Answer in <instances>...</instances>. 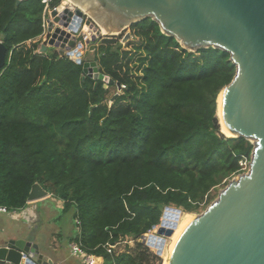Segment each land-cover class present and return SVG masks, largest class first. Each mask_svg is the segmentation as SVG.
<instances>
[{
	"label": "trees",
	"instance_id": "obj_1",
	"mask_svg": "<svg viewBox=\"0 0 264 264\" xmlns=\"http://www.w3.org/2000/svg\"><path fill=\"white\" fill-rule=\"evenodd\" d=\"M16 2L0 0L7 48L0 70V205L25 208L37 182L62 202V213L72 210L73 223L78 218L80 231L74 223L68 241L102 264H162L138 239L167 206L193 214L209 204L211 190L250 159L251 142L223 136L216 117L218 95L235 72L228 53L208 47L195 56L145 18L131 26L134 43L126 42L143 54L141 75H133L120 44L106 45L96 58L101 73L125 86L108 103L104 82L82 77L81 64L25 46L42 34L44 5ZM126 236L133 248L106 251Z\"/></svg>",
	"mask_w": 264,
	"mask_h": 264
},
{
	"label": "water",
	"instance_id": "obj_2",
	"mask_svg": "<svg viewBox=\"0 0 264 264\" xmlns=\"http://www.w3.org/2000/svg\"><path fill=\"white\" fill-rule=\"evenodd\" d=\"M71 1L77 6L73 11L67 8L60 14L51 11L48 30L52 28L53 32L48 45L55 48L59 57L75 52V63L81 64L82 77L121 87L99 71L96 60L80 58L82 46L73 33L84 13L106 34L121 33L150 18L162 34L173 37L189 52L212 47L228 53L235 72L219 95L221 117L230 136L220 133L251 142L248 169L229 180L184 228L167 264H264V0ZM99 34L96 31L91 36L89 51L95 50ZM129 37L126 32L121 42ZM117 42L118 37L107 36L98 41L103 45ZM45 50L42 45L41 51ZM6 55L7 48L0 41V70L5 66ZM48 195L35 182L27 202ZM171 211L182 212L180 208L165 207L156 234L146 233L139 238L141 243L153 247L158 256L163 251L164 237L172 235L175 228L174 222L165 221ZM152 238L157 240L154 242ZM0 263L54 264L40 251L37 242L29 238L9 239L0 246Z\"/></svg>",
	"mask_w": 264,
	"mask_h": 264
},
{
	"label": "rangeland",
	"instance_id": "obj_3",
	"mask_svg": "<svg viewBox=\"0 0 264 264\" xmlns=\"http://www.w3.org/2000/svg\"><path fill=\"white\" fill-rule=\"evenodd\" d=\"M125 30H126V32H129V33L132 31L131 27L128 29H125ZM125 33H121L118 38L122 39ZM43 38H44V34L26 42L25 46L27 48L34 47V52L38 53V54H44V52L46 54H53L56 51L55 48L48 46L47 45L48 43L45 42L43 40ZM127 41H129L133 44L135 41V38H133L131 36L123 42H117L115 45L120 44V46L122 48L121 51L124 53V55H126L127 57H130L133 75L134 76L141 75V69L143 67L141 60H143V58H144L143 54L133 52L132 51L133 49L131 48V46H127V43H126ZM42 45L46 46V50L44 52L41 51ZM105 47H107V46L103 45V44H101V45L98 44L95 47L94 51L84 52L83 60H96L97 56L100 54V50L105 48ZM123 48H128V49H127V51H124ZM194 55L196 56L197 53H194ZM134 61L136 63H133ZM104 87L106 88V90L108 92L107 93V99H109V98L112 99L115 96L122 93L121 87L117 88L115 85H107L106 83H104ZM111 99H109L108 103L112 102ZM243 162H246V164L244 166L245 169L242 172H246L248 169L249 160H247V161L244 160V161H242V163ZM242 172H240V173H242ZM237 174H239V173H237ZM237 174L231 175L229 178L225 179L218 186H216L214 189L211 190L210 196H212V200L215 199L218 191L220 189H222L227 184V182L229 180H231L233 177H236ZM35 203H36V206L38 207L35 215L41 216V218L40 217L36 218L38 221H39V218L41 219L40 223L39 222L37 223V220L34 222L35 224L33 223L34 226L37 225V230L34 229L33 225L29 228L27 227L28 226L27 225L26 226L28 229L27 230L24 227L25 225L23 224V222L22 223L20 222L19 225H17L16 222L13 223V225H15L14 229H19L21 231L20 234L22 236H24L25 238L33 237L32 239L35 242H37V244L39 245V249L42 252L50 251L54 254H58L59 256L66 257L65 261L63 260L65 263L67 262L66 260L69 259L72 261L73 264H77V260L70 255L69 249H68V243L70 242V241H68L69 235H75L76 230L78 232V228L76 230L74 228V223H73V219H72V215H73L72 210L68 211L66 213H62L61 208L58 206L56 198H53V197L50 199L48 197L45 199H41V200L39 199L38 201L36 200ZM207 205H208L207 203L202 204L196 210V212L193 213V215L201 213ZM27 207H29V205ZM27 207L23 208L24 209L23 211L26 212V213H23V215L25 217H27L28 213H29L30 218L28 217L29 218L28 221H31V218H32V216L30 215L31 210H29ZM26 208L28 209V211H26ZM182 213H186V212L182 211ZM29 225H31V224H29ZM157 227H158V225L153 227L147 233L148 234H152V233L156 234ZM26 233H31L30 234L31 236L29 234H26ZM170 236L164 237V239H165L164 245L165 246L163 248L162 254L160 255L162 263H163V259H164L163 255H164V252L166 250V246L170 242V240H169ZM129 239H131V238L128 237V240ZM45 241H46V243H45ZM138 241L140 242V239H138ZM133 244L135 246V241L133 242ZM142 244L146 249H148V251L153 252L155 254V249L153 247H150V246L146 245L145 243H142ZM125 246L127 248V246H129V245L121 243V244L116 246V250L117 251L123 250ZM133 247H131V248H133ZM151 264H156V263L154 262Z\"/></svg>",
	"mask_w": 264,
	"mask_h": 264
},
{
	"label": "built area",
	"instance_id": "obj_4",
	"mask_svg": "<svg viewBox=\"0 0 264 264\" xmlns=\"http://www.w3.org/2000/svg\"><path fill=\"white\" fill-rule=\"evenodd\" d=\"M53 1L54 0H41V3L44 5L43 11H42V18H41V26H42V30H43L42 34H44L43 40L47 43L50 39L51 33L53 32L52 28L50 30H48L49 23L52 21L51 11L55 10L58 14L61 13L59 8H60L62 1L60 0L59 4L52 6L51 3ZM75 8H77V6H74V8L71 9V11H73ZM88 19L90 20V22L87 24V23H85V21ZM96 31H99V33H100L99 36H96V39H97V41L95 42L96 46L99 44L98 41H99L100 37H102V36L119 37V35L121 33L126 32V30H124L121 33L117 32L116 34H113V35L106 34L103 32L102 28L100 27V25L98 23H96L93 19H90L89 16L84 13L77 31L75 33H73V35H75L76 39L78 40L77 42L81 43V46H82V48L80 49V51H81L80 58H83L84 52L89 51V47L91 44V42H89V40H90L92 35H95ZM130 35H131V32H130ZM118 40H119V42H121V39L118 38ZM70 50H73V49H70ZM66 56L74 62L77 60V57L75 56V52H73L72 54H67ZM120 86H121V89H124V87H125L123 84H120ZM245 164H246V162H243V163L240 162L242 171L245 169V167H244ZM0 212H7L6 207L0 205ZM74 223H75V228L76 229L78 228V232H79L80 231V223H79L78 218L74 219ZM133 242H134V240L132 238L128 240V237L126 236V237L119 239L113 245H110V244L105 245V249L110 254L117 253V252L124 251L126 249H130L131 247H133L134 246ZM121 243L122 244H128L129 246H127V248L125 246L123 250L117 251L116 246L121 244ZM68 249H69L70 255L72 257L77 258L80 264H102V258L101 257H98L92 253L85 251L79 242L70 241L68 243ZM23 258L25 259V256ZM98 259H100V261H98Z\"/></svg>",
	"mask_w": 264,
	"mask_h": 264
},
{
	"label": "crops",
	"instance_id": "obj_5",
	"mask_svg": "<svg viewBox=\"0 0 264 264\" xmlns=\"http://www.w3.org/2000/svg\"><path fill=\"white\" fill-rule=\"evenodd\" d=\"M47 197L49 199L52 198L50 195L47 196ZM47 197H44L42 199H45ZM56 200H57L58 206L60 208H62V202L60 200H58V199H56ZM28 205H29V207H27ZM28 205L26 207L29 210H31L30 211V213H31L30 215L32 216L31 221H28V219L30 218L29 217V213H28V216L27 217H25L23 215V213H26L25 211H23L24 209H19V210H15V211L0 212V246H2L3 244H5L7 242V240H9V239L25 238L24 236H22L20 234L21 231L19 229H14V226L15 225H13V223L16 222V224L19 225L20 222L21 223L23 222V224L25 225L24 227L27 229V227L29 228V227H31L33 225V223L37 220L36 218H38V217L41 218V216L35 215L36 214V210L38 209V207L36 206L35 201L29 202ZM27 208H26V211H28ZM40 218H39V221L37 220V223L38 222L39 223L41 222V219ZM29 224H31V225H29ZM34 229L37 230V225L34 226ZM26 234H29L30 235L31 233H26ZM27 238L32 239L33 237H27ZM45 243H46V241H45ZM42 253L44 255L48 256L49 258H51V260L53 261L54 264H68L67 262L66 263L64 262L65 261V258H66L64 256H59L58 254H54V253H52L50 251L42 252Z\"/></svg>",
	"mask_w": 264,
	"mask_h": 264
},
{
	"label": "bare ground",
	"instance_id": "obj_6",
	"mask_svg": "<svg viewBox=\"0 0 264 264\" xmlns=\"http://www.w3.org/2000/svg\"><path fill=\"white\" fill-rule=\"evenodd\" d=\"M74 6H75V4L71 0H62V3L60 5L59 9H60V12L62 13L63 10L66 8L71 11V9H73ZM220 101H221V95L218 96L217 109H216V115H217V120H218V124H219V130L223 134L230 136V133L227 131V129L224 125V122L222 120V117H221ZM173 216H174V218H173ZM195 216L196 215H193L192 213H182V212L175 213V212L171 211L169 213V215L165 218L166 222H169V223L174 222L175 228L173 230L172 235L169 238L170 242L166 246V250H165L164 255H163L164 259H163L162 264L168 263V259H169L171 250H172L173 245L175 244L178 236L181 234V232L184 230V228L195 218ZM152 234H154V233H152ZM152 239L154 240V242L157 240L155 238H152ZM164 246H163V248H164ZM98 261H100V259H98Z\"/></svg>",
	"mask_w": 264,
	"mask_h": 264
}]
</instances>
